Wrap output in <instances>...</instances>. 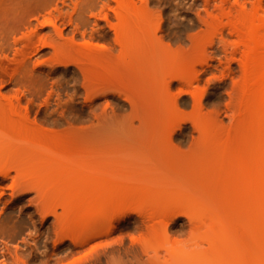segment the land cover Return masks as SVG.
Instances as JSON below:
<instances>
[{
	"label": "rangeland",
	"instance_id": "obj_1",
	"mask_svg": "<svg viewBox=\"0 0 264 264\" xmlns=\"http://www.w3.org/2000/svg\"><path fill=\"white\" fill-rule=\"evenodd\" d=\"M18 1L34 22L50 10L51 0ZM147 3L121 22L122 46L98 21L93 40L112 48L80 57L98 84L89 91L50 47L26 60L23 44L0 49V166L30 152L29 176L50 206L68 209L61 232L35 213L34 193L18 200L20 185L0 178V264H264V0L260 10L259 0ZM222 7L232 13L217 29ZM15 14L0 0V46ZM239 81L245 100L232 119ZM27 104L31 119L67 135L40 137L22 120Z\"/></svg>",
	"mask_w": 264,
	"mask_h": 264
},
{
	"label": "bare ground",
	"instance_id": "obj_2",
	"mask_svg": "<svg viewBox=\"0 0 264 264\" xmlns=\"http://www.w3.org/2000/svg\"><path fill=\"white\" fill-rule=\"evenodd\" d=\"M17 14L12 16V23L6 24V28L9 31V37L7 41L2 43L0 49H20L19 45L23 44L21 49H30V51L26 54L25 60L27 58L30 59L32 55H35L39 49L44 47H50L54 50V53L50 60L55 64H75L77 68L80 70L84 77V81L82 83V87L89 91L91 89H95L98 84L95 79H93L90 75V71L86 65L81 63V56L88 54H99V55H110L111 46L103 43H97L93 40L92 35L94 32L99 31V20H104L106 22L107 27L113 30L115 33V43L117 45L122 46L121 39L118 35L120 32L119 26L122 24L121 22L126 18L128 13L133 9L137 8V5L141 6V8L148 7L147 0H51L50 10L46 15L43 16V19L40 20L36 18V22L34 19H30L19 15L18 13V0H13ZM140 2V4H139ZM263 0H259L258 10L261 9V4ZM114 3L115 5H112ZM66 8H71V11H64ZM222 15L215 16L212 19V26L215 25L217 29H220L221 26H224L223 16L225 15L227 18L230 17L232 11H225V8H220ZM98 10V13L94 11ZM240 12H244V7L241 8ZM113 13V14H112ZM95 18L94 23H90V20ZM112 18H115L118 23H113ZM5 21V20H4ZM8 22L5 21L4 23ZM230 22V21H229ZM236 22V21H235ZM90 23V24H89ZM206 23L208 21L206 20ZM231 23V22H230ZM69 26H72V35L70 37H65L64 32ZM214 26V28H216ZM48 28L49 31L46 34L40 33L42 30ZM90 29V36L87 39V29ZM104 28V27H102ZM77 34H81L83 37V41L77 40ZM62 40V42H61ZM243 42H240V44ZM239 45H236L234 49H239ZM213 43H209L204 48V52L206 49H214ZM223 49H228L225 44L222 45ZM122 56L124 55V50L121 49ZM202 64H208L207 59L201 62ZM40 64L39 62L37 63ZM240 65L242 69H246V61H245V52L242 53V58L240 60ZM199 74L197 72L194 79L190 80L191 83L193 80H198ZM183 80V79H179ZM190 82L189 80H185ZM264 90V81L262 83ZM231 98L237 102L232 106H230V110L233 112L232 119H237L236 111L238 113L241 112L243 107V101L245 100V88L243 84L239 81L232 88ZM52 93L50 92L45 99V107L48 109L51 106L50 97ZM60 95L58 94V102L57 105L61 104ZM20 98L18 101L20 102ZM2 98L0 97V102ZM68 102V101H67ZM29 104L25 106V113L23 115V121L30 127L34 129L36 133L39 134L40 137H59L66 134V132H59L56 129L45 126L43 122L37 120V118L31 119L29 115ZM69 133L72 131L68 130ZM67 135V134H66ZM31 158L30 152H25L22 154L18 162L12 166L4 165L0 166V178L1 182L5 181L9 178H14L15 185L19 184L18 192L21 193L18 195L17 199L19 200L26 193H34V196L31 198V203L35 205V213H38L42 216V220H46L49 216L54 217L53 226L56 229H59L61 232L65 231L64 228V214L67 212V205L64 203L61 204L63 207V212H58L55 207L50 206L49 204V196L48 191L44 189L43 183L36 179L35 177H30L28 174L29 165L28 162ZM15 170L16 175L13 176L11 170ZM15 193H13L14 195ZM3 191L0 190V202L2 201ZM54 208V209H53ZM129 212L126 210L121 211L117 217L115 223H112V227L116 225V223L121 222ZM43 220V221H44ZM198 248L203 249L204 244L200 243L197 245ZM209 248H205L203 250H208ZM7 264V263H5Z\"/></svg>",
	"mask_w": 264,
	"mask_h": 264
}]
</instances>
